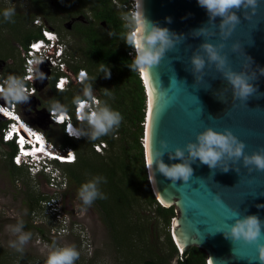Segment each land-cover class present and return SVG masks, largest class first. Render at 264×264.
I'll use <instances>...</instances> for the list:
<instances>
[{"label": "water", "instance_id": "95a60500", "mask_svg": "<svg viewBox=\"0 0 264 264\" xmlns=\"http://www.w3.org/2000/svg\"><path fill=\"white\" fill-rule=\"evenodd\" d=\"M145 15L167 27L181 39L165 53L160 63L145 74L149 94L145 93L144 160L147 178L155 199L162 206L174 207L170 222L172 240L181 251L195 246L206 256V264H259L255 244L234 241L224 237L221 229L232 223L234 210L241 215L255 214L264 222V171L246 168L243 161H223L210 169L197 159L191 163L193 175L185 183L172 181L147 162L160 141H167L168 150L194 140L196 133L211 126L216 130L230 129L244 141L245 152L264 147V0H259L255 14L251 10L237 12L240 23L224 39L219 28L220 18L210 26V33L194 35V31L209 24V16L198 0H142ZM247 13V15H246ZM171 18V23L166 18ZM224 45L229 69L246 72L256 87L246 101L234 99L232 87L224 72L210 63L202 49L204 43ZM237 45V50H233ZM199 53L205 58V67L195 72L191 57ZM2 63V60L0 61ZM46 115V110L43 109ZM148 114V116H147ZM146 117H148V122ZM49 123V122H48ZM145 142V140H144ZM148 158V159H147ZM186 159H188L186 154ZM162 159L170 160L166 151ZM228 164L229 170L222 171ZM150 176L152 181L150 180ZM264 242V235L261 237Z\"/></svg>", "mask_w": 264, "mask_h": 264}, {"label": "clouds", "instance_id": "9594fccd", "mask_svg": "<svg viewBox=\"0 0 264 264\" xmlns=\"http://www.w3.org/2000/svg\"><path fill=\"white\" fill-rule=\"evenodd\" d=\"M198 4L206 10L209 16V24L196 29L194 35L208 36L206 34L210 33V26L215 27L214 21L219 17L221 35L224 39H227L236 25L240 23V17L237 15V12L245 9L251 10L252 14H255L259 7V0H198ZM2 15L6 22L14 23L13 17L16 15L15 7H6ZM166 19L171 23L170 17ZM121 20L125 29L123 41L131 46L134 51L132 63L129 67L131 70H138L142 74H150V69L158 65L165 56V53L171 50L181 39L180 36L171 32L167 27L150 20L144 13L142 0H135L132 9L123 13ZM108 34L112 36L114 33L109 31ZM201 47L208 61L214 63L218 70L224 72L226 80L232 87L234 99L246 101L256 92V87L251 83L246 72H237L231 69L224 71L227 65V55L221 54L224 48L223 44L217 46L206 42ZM237 48V45H233L234 51ZM43 61V59L28 61L30 65L27 69L29 75L26 78L12 73H9L6 77H0V99H3L8 104H23L28 102L29 98L35 94V87L33 86L30 91L27 81L34 83L37 79L43 80L45 78V73L39 67ZM191 64L195 72H201L205 67L204 56L199 53L194 54L191 57ZM100 71L104 73L106 78L110 76L109 67H102ZM260 73L264 74V69H260ZM80 80L83 83L82 92L80 95L75 96L72 101V104L76 106L77 113V123L75 125L69 117L71 112L69 105L63 104L58 100H52L48 110L55 122L64 123L67 121L65 131L69 136L75 138L85 137L87 140L96 141L118 129L123 117L106 100L101 101L94 96L93 83L87 82L89 78L86 72L82 71L80 73ZM61 83L63 84L64 81H61ZM103 90L106 96L111 95L107 88H103ZM16 117L18 118L17 115ZM0 119L3 120L2 115H0ZM144 127L145 120L143 122V138ZM0 142L7 143L1 140ZM142 146L144 149V145ZM245 148L244 141L234 135L230 129L225 128L223 131H220L207 126L202 131L197 132L195 139L188 141L184 147L177 146L169 151L167 141L161 140L160 147L150 156L148 168L153 172V165H155V168L163 176L170 179L173 185L178 180H183L185 183L190 180L193 175L190 161L194 162L197 159L210 169L217 168L221 162L226 160L232 162L242 160L243 165L249 168L250 171L252 169L264 171V147L251 153L245 152ZM166 151L169 153L170 160H178L179 162L165 163L162 157ZM186 154L188 159L185 158ZM69 155L72 159H67V161L58 159V164H71L72 161L74 163L76 157L72 155V150H69ZM15 166H19V164ZM228 170V164L225 163L222 171L227 172ZM106 182V177L94 175L82 183L77 193L82 204L90 207L95 200L106 199V195L100 189V185ZM51 197L54 198V196L50 195L48 201L51 200ZM51 202L58 208L59 203H55L52 200ZM257 207H264V205H257ZM230 221L232 223H226V230L221 229L218 232H222L224 237L230 239L232 242L242 240L248 244H255L257 248L256 259L259 261V264H264V242H261V237L264 235V222L261 221L258 215H241L236 210L232 212ZM10 231L16 238L9 241V247L22 253L24 246L30 241L32 233L23 230L22 220L10 226ZM79 257L80 252L74 244L60 245L53 242L44 264H75Z\"/></svg>", "mask_w": 264, "mask_h": 264}, {"label": "rangeland", "instance_id": "374dc122", "mask_svg": "<svg viewBox=\"0 0 264 264\" xmlns=\"http://www.w3.org/2000/svg\"><path fill=\"white\" fill-rule=\"evenodd\" d=\"M42 1L50 9L48 13L50 16L49 25L59 30L58 33L67 43L69 52L79 64L81 62L79 47L82 44L76 36H70L63 28H60L69 15L54 10L52 0ZM8 6L15 7L17 18L13 19L14 23L3 22L0 19V61H3V63L0 62L1 77H3L2 74L7 76L9 73L20 76L21 47L19 44L21 40L17 38L25 26L32 30L36 28L32 21L29 22L30 16L35 15L34 18L41 22L44 20L43 15L29 0H0L1 11ZM53 11L54 14H52ZM84 12L86 17L89 16L88 9L85 8ZM39 86L33 99L40 102L41 106L52 99L70 105L74 95L82 92V87L79 85H71L69 90L61 93H49L51 87L48 82L45 84L43 81ZM21 113L23 117L33 115L32 112ZM35 119L37 122L33 124L37 123V127L54 147L59 149L69 146L64 144L66 138L59 130L57 131L56 125L39 121L36 116ZM79 150L83 152L87 150V144L79 146ZM8 151L9 147L0 142V264H44L53 242L60 245L74 244L80 252V257L75 264H140L139 260L142 257L156 259L155 253L161 254L165 263H175V257L168 256L169 250L164 242L165 231H168L171 236L170 226H165L156 216L155 203L145 204L141 200L139 204L133 205L131 219L138 218V224L142 228L140 231L145 240L143 249L137 235H134L135 233L131 236L132 247L124 242L123 245H120L119 242H122L124 233V223L114 215V211L110 213L111 232L110 227L102 220L100 206L95 201L90 207L82 204L77 195L79 185L76 180L68 177L67 171L63 168L72 166L73 163H71L72 165L57 166L58 170L64 173L65 183L60 189L53 190L48 187L44 175L29 174L25 167H21L20 172L10 176L5 164ZM74 170H80L82 174L86 172L89 176L92 175L89 171L81 168L76 167ZM88 170H92V167ZM101 187H103L102 184ZM52 191H54V195ZM50 195L54 196L53 202L59 203L60 217L58 218L50 213L51 206L49 204H52L51 200L48 201ZM31 197L37 199V204L28 210V203L32 202ZM108 203L114 206L112 198H108ZM21 220L25 224L23 230L32 233L31 239L24 246L22 253L9 247V241L16 238L11 233L10 226ZM62 227L63 232L60 231V234H57V231ZM173 244L176 248L174 242ZM176 251L180 253L178 248Z\"/></svg>", "mask_w": 264, "mask_h": 264}, {"label": "trees", "instance_id": "16d2710c", "mask_svg": "<svg viewBox=\"0 0 264 264\" xmlns=\"http://www.w3.org/2000/svg\"><path fill=\"white\" fill-rule=\"evenodd\" d=\"M32 5L37 7L40 14L43 15V22L49 25L50 9L42 0H29ZM54 10L69 14H85L84 9H88L89 23H77L74 26L75 35L82 44L79 47L80 63L76 64L85 68L89 80L92 82L94 94L99 100L107 101L115 110H118L123 120L118 129L113 133L103 136L98 140L106 142V148L102 153L95 152L91 149L92 142L82 137L80 140L66 138L67 144L71 146L76 153V161L72 165L63 167L69 178L76 180L79 187L92 175H101L106 177L107 182L102 183L101 191L106 195V199H97L95 202L100 206L102 220L108 227L112 226V220L109 214L114 211V215L124 223L123 236L120 245L127 243L132 247L131 236L137 235L141 248L145 245L144 237L141 234V226L138 224V218L131 219L134 204H139L142 200L145 204L155 203L156 216L165 226H170L171 218L174 216V207L162 206L159 204L151 191L145 168L144 151L141 143L143 137V122L145 114V94L137 70H131L129 65L132 63L134 55L132 47L123 41L125 29L121 16L127 12L120 6L128 0H52ZM0 10V19L4 18ZM54 14V11L52 12ZM35 15L30 16L31 23ZM17 18L14 16L13 19ZM86 18V17H85ZM6 22V21H5ZM55 31H59L57 28ZM114 34L110 36L108 33ZM39 34L38 27L32 30L25 26L18 40H21L20 47L24 46L28 40L37 37ZM21 61V60H20ZM102 67H109L110 76L105 77L100 70ZM20 68V64H19ZM6 77L5 74H2ZM96 77V78H95ZM95 79V80H94ZM83 87V83L79 85ZM103 88H107L111 93L110 96L104 94ZM49 93H61L63 91L55 90L52 87ZM80 94H75V96ZM53 100V99H52ZM46 101L45 106L49 107L50 102ZM46 107V108H47ZM5 124L0 119V128ZM96 140V141H98ZM9 147L5 164L10 176L20 172L21 167L11 163L10 157L14 151L10 142L2 143ZM87 150L80 151L79 146L86 145ZM75 166V167H74ZM72 167V168H71ZM81 168L89 171L92 175L82 174ZM92 167V170H88ZM85 175V176H84ZM111 195V196H110ZM108 198H112L114 206L108 203ZM32 202L28 203V210L36 203V198L31 197ZM25 226V224L23 223ZM112 232V228L110 227ZM164 242L168 247V256L175 257L174 264H206L204 252L195 246H190L181 253L176 251L173 241L168 231L164 233ZM124 242V243H123ZM143 249V248H142ZM145 249V248H144ZM153 258H140V264H167L161 258V254H154ZM170 264V262L168 263Z\"/></svg>", "mask_w": 264, "mask_h": 264}, {"label": "built area", "instance_id": "2783aa9c", "mask_svg": "<svg viewBox=\"0 0 264 264\" xmlns=\"http://www.w3.org/2000/svg\"><path fill=\"white\" fill-rule=\"evenodd\" d=\"M134 2L135 0H128L126 3H121L120 6L126 11H129L132 9ZM113 3H117V1L113 0ZM32 24L38 27L39 34L37 37L28 40L21 49L20 76L26 78L29 75L27 71L30 66L28 61L43 59L44 61L39 67L41 71L45 73V78L43 80L37 79L34 83H32V81H27V86L30 91L33 86L35 87V94L32 95L26 103L8 104L3 99H0V107L2 106V110H0L2 114L0 115H2L5 122L0 128V140L10 142L13 145L14 151L10 157L12 164H19V166L25 167L26 171L31 174L44 175L48 187L53 190H58L64 185L65 176L64 173L58 170L57 166H59V164L57 160L69 159V157H71L69 155V150H72V155L75 157L76 153L74 149L69 146H64L59 149L54 147L37 125L25 119L21 112H32L33 115L27 116H30L35 122H37L35 119L36 116L39 121H46L58 125L61 128V134L63 136L76 140L80 139L81 137L75 138L69 136L65 131L67 121L64 123L55 122L48 110L49 107L45 108L41 106L40 102H36L33 97L35 98L40 87L39 85L43 81L45 84L48 82L49 86L55 90L65 91L69 90L71 85H81L80 73L82 71L87 73V71L80 66L76 67V58L69 52L67 43L57 31L35 18L32 20ZM138 75L139 77L141 76L139 72ZM61 81H64L62 86ZM94 96L99 99L97 95L94 94ZM70 108L71 112L69 117L71 122L75 125L77 123L76 106L71 102ZM43 109L46 110V115L44 113H39L43 112ZM16 115L21 121H19ZM141 143L144 145L143 137L141 138ZM90 147L93 151L102 153L106 148V142L98 140L92 142ZM17 161H19V163ZM71 163H73V161ZM52 194L54 195V191H52ZM50 199L52 200L53 197ZM49 206H51L50 213L54 215L55 218L60 217L57 206H54L53 203L49 204ZM63 230L62 227L57 231V234H60V231L63 232ZM178 251L181 253L179 248Z\"/></svg>", "mask_w": 264, "mask_h": 264}, {"label": "flooded vegetation", "instance_id": "af4514ba", "mask_svg": "<svg viewBox=\"0 0 264 264\" xmlns=\"http://www.w3.org/2000/svg\"><path fill=\"white\" fill-rule=\"evenodd\" d=\"M63 13V12H61ZM85 15L83 14H80V13H76L75 15H70L69 14V17L67 18V20L65 22L62 23V26L60 28H63V30L65 32H67L68 34H70V36L72 35H75L76 31H74V26L77 24V23H83V24H88L89 23V19L88 17H86ZM50 28L54 29L53 26L51 25H48ZM23 46H21L20 50L22 49ZM3 63V61H2Z\"/></svg>", "mask_w": 264, "mask_h": 264}, {"label": "bare ground", "instance_id": "6f19581e", "mask_svg": "<svg viewBox=\"0 0 264 264\" xmlns=\"http://www.w3.org/2000/svg\"><path fill=\"white\" fill-rule=\"evenodd\" d=\"M142 78H143V82H144V88H145V90H146V95H148L147 97H148V100H147V104H148V111H149V105H150V101H149V94H148V86H147V79H146V75L145 74H142ZM2 107V106H1ZM0 107V110H2V108ZM5 113V112H4ZM0 114H2V113H0ZM147 116H148V114H147ZM146 119H147V122H148V117H146ZM19 121H21V119L19 118ZM25 124V123H24ZM26 125V124H25ZM147 126H148V123H147ZM147 126H146V136H145V138H144V140H145V142L144 143H146V141H147ZM38 153V152H37ZM148 159V158H147ZM147 164H148V162H147ZM147 167H148V165H147ZM148 171H150L149 170V168H148ZM150 180L152 181V179H151V176H150Z\"/></svg>", "mask_w": 264, "mask_h": 264}, {"label": "crops", "instance_id": "0c3cea01", "mask_svg": "<svg viewBox=\"0 0 264 264\" xmlns=\"http://www.w3.org/2000/svg\"><path fill=\"white\" fill-rule=\"evenodd\" d=\"M73 99H74V98H73ZM73 99H72V100H73ZM71 102H72V101H71ZM70 106H71V104L69 105V107H70ZM43 107L46 108L47 106H45V104H44ZM24 118L27 119L30 123H34V122H35L30 116H27V117H24ZM36 124H37V123H36ZM57 128H58L57 131L59 130V132H60V127L57 126Z\"/></svg>", "mask_w": 264, "mask_h": 264}, {"label": "snow or ice", "instance_id": "6c2138e0", "mask_svg": "<svg viewBox=\"0 0 264 264\" xmlns=\"http://www.w3.org/2000/svg\"><path fill=\"white\" fill-rule=\"evenodd\" d=\"M63 84L61 83V86H62ZM38 139H39V137H38ZM69 159H72L71 157H69ZM18 163H19V161H17Z\"/></svg>", "mask_w": 264, "mask_h": 264}]
</instances>
